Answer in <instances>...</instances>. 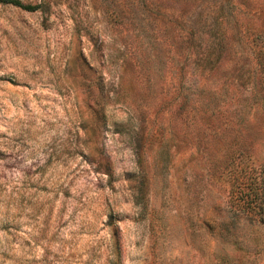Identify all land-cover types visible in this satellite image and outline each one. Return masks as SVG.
Masks as SVG:
<instances>
[{
    "label": "rangeland",
    "instance_id": "1",
    "mask_svg": "<svg viewBox=\"0 0 264 264\" xmlns=\"http://www.w3.org/2000/svg\"><path fill=\"white\" fill-rule=\"evenodd\" d=\"M0 0V264H264V0Z\"/></svg>",
    "mask_w": 264,
    "mask_h": 264
},
{
    "label": "trees",
    "instance_id": "2",
    "mask_svg": "<svg viewBox=\"0 0 264 264\" xmlns=\"http://www.w3.org/2000/svg\"><path fill=\"white\" fill-rule=\"evenodd\" d=\"M6 2H7V3H10V4H13V5H15V6H17V7H20V8H26V7H24L21 3H19L18 1L7 0Z\"/></svg>",
    "mask_w": 264,
    "mask_h": 264
}]
</instances>
